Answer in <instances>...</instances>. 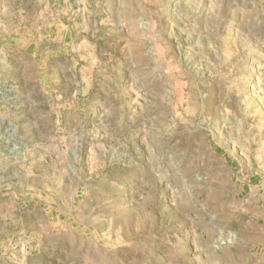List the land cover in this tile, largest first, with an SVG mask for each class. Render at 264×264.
<instances>
[{
	"label": "rangeland",
	"instance_id": "obj_1",
	"mask_svg": "<svg viewBox=\"0 0 264 264\" xmlns=\"http://www.w3.org/2000/svg\"><path fill=\"white\" fill-rule=\"evenodd\" d=\"M0 264H264V0H0Z\"/></svg>",
	"mask_w": 264,
	"mask_h": 264
}]
</instances>
